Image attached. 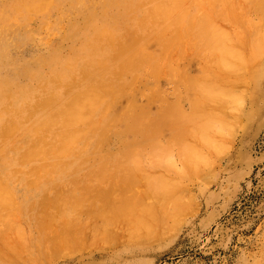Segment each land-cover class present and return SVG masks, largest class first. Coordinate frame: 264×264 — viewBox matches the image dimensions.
Wrapping results in <instances>:
<instances>
[{"label": "rangeland", "instance_id": "rangeland-1", "mask_svg": "<svg viewBox=\"0 0 264 264\" xmlns=\"http://www.w3.org/2000/svg\"><path fill=\"white\" fill-rule=\"evenodd\" d=\"M0 1V186L6 189L0 200L14 198L7 205L0 202V248L19 233L30 247L23 248V240L15 237L24 256L16 259L12 248L19 245L8 242L0 264H264V0H175L182 5L177 13L170 10L179 6L174 0V5L170 0H48L52 7L47 0L43 6L42 0ZM37 5L41 15L32 10ZM216 34L226 37L220 38L221 51L213 46L220 42ZM172 40L179 41L173 45ZM224 51L231 58L238 54V60L244 55L246 63L231 59L240 66L235 72ZM199 106L202 110L195 111ZM91 111L92 116L85 115ZM191 148L201 154L199 161ZM130 204L140 210L133 214ZM107 212L115 215V223ZM16 214L19 220L11 219ZM47 218L54 221L46 224ZM136 220L144 222L142 227L126 231ZM17 222L21 232H7ZM129 235L137 240H128Z\"/></svg>", "mask_w": 264, "mask_h": 264}, {"label": "bare ground", "instance_id": "bare-ground-1", "mask_svg": "<svg viewBox=\"0 0 264 264\" xmlns=\"http://www.w3.org/2000/svg\"><path fill=\"white\" fill-rule=\"evenodd\" d=\"M82 1H83V0H82ZM95 1H96V0H95ZM119 1H120V0H119ZM172 1H173V0H172ZM172 1L170 0V2H172ZM179 1L181 2V0H179ZM179 1H177V2H176L175 0L173 1V2H176V4L179 5V6H176V5H175V7H177V9H176L175 7H171V8H170L171 12L176 10V13H177L178 10H182V9H180V6H182V5H181L180 3L178 4ZM197 1H198V0H197ZM199 1H200V0H199ZM216 1H217V0H216ZM218 1H219V0H218ZM222 1H224V0H221V2H222ZM257 1H258V0H257ZM261 1H262V0H261ZM0 2H1V1H0ZM38 2H39V1H38ZM47 2H48V0H47ZM62 2L64 3V0H62ZM80 2H81V0H80ZM99 2H100V1H99ZM99 2H98V3H99ZM122 2H123V1H122ZM173 2H172V4H173ZM184 2H185V1H183V3H184ZM192 2H193V1H192ZM200 2H201V1H200ZM2 3H4V2H2ZM30 3L32 4V2H30ZM30 3H29L28 6H30ZM44 3H46V0L44 1ZM77 3H78V2H77ZM88 3H89V2H88ZM94 3H95V2H94ZM100 3H101V2H100ZM107 3H109V2H107ZM183 3H182V4H183ZM213 3H214V2H213ZM223 3H225V1L222 2V4H223ZM232 3H233V1H232ZM258 3L260 4V2H258ZM8 4H9V3H8ZM36 4H38V3H36ZM40 4H41V3H40ZM52 4H53V1H52ZM121 4H122V3H121ZM170 4H171V3H170ZM210 4H211V3H210ZM225 4H226V3H225ZM0 5L2 6L1 3H0ZM3 5H4V4H3ZM34 5H35V4H34ZM38 5H39V4H38ZM38 5H37L36 7L34 6L35 8H33L32 10L35 9V10H38V11H39L41 7L39 8ZM46 5H47V4H46ZM72 5H73V4H72ZM83 5H84V4H83ZM85 5H86V4H85ZM173 5H174V4H173ZM220 5H221V4H220ZM4 6H5V5H4ZM28 6H27V7H28ZM32 6H33V5H32ZM42 6H43V0H42ZM47 6H50V5H49V2H48V5H47ZM52 6H53V5H52ZM52 6H50V7H52ZM107 6H108V5H107ZM238 6H239V4H238ZM69 7H70V6H69ZM69 7H68V8H69ZM81 7H82V6H81ZM91 7H92V6H91ZM178 7H179V8H178ZM223 7H224V6H222L221 8H223ZM7 8H8V7H7ZM30 8H31V7H30ZM36 8H37V9H36ZM61 8H62V7H61ZM75 8H76V7H75ZM115 8H116V5H115ZM202 8H203V7H202ZM202 8H201V9H202ZM228 8H229V7H228ZM248 8H249V7H248ZM260 8H261V7H260ZM101 9H102V8H101ZM106 9H107V8H106ZM187 9L189 10V8H187ZM191 9H192V8H191ZM207 9H208V8H207ZM225 9H226V8H225ZM225 9H224V10H225ZM229 9H231V8H229ZM233 9H234V8H233ZM246 9H247V8H246ZM262 9H263V8H262ZM26 10H27V8H26ZM30 10H31V9H30ZM42 10H43V9H42ZM50 10H51V9H50ZM184 10H186V8H184ZM184 10H183L184 13L187 12V10H186V11H184ZM208 10H209V9H208ZM226 10H228V9H226ZM3 11H4V10H3ZM216 11H217V10H216ZM229 11H230V10H229ZM238 11H239V10H238ZM240 11H241V10H240ZM252 11H253V10H252ZM8 12H9V11H8ZM31 12H32V11H31ZM33 12H34V11H33ZM42 12H45V11L43 10ZM112 12H113V11H112ZM166 12H167V11H166ZM180 12H181V11H180ZM199 12H201V11L198 10V13H199ZM203 12H204V11H203ZM207 12H208V11H207ZM225 12H226V11H225ZM4 13H5V12H4ZM6 13H7V12H6ZM26 13H28V11H27ZM51 13H52V12H51ZM64 13H65V12H64ZM173 13H174V12H173ZM184 13H182V14H184ZM209 13H210V12H209ZM227 13H228V12H227ZM247 13H248V11H247ZM36 14H37V13H36ZM38 14H39V13H38ZM174 14H175V13H174ZM200 14H202V13H200ZM207 14H208V13H207ZM228 14H229V13H228ZM230 14H231V11H230ZM9 15H10V14H9ZM28 15H29V14H28ZM33 15H34V14H33ZM40 15H41V10H40ZM170 15H172V13H171ZM170 15H169V16H170ZM176 15H177V14H176ZM185 15H186V14H185ZM223 15H224V14H223ZM60 16H61V15H60ZM63 16H64V14H63ZM182 16H184V15H181L180 17H182ZM195 16H196V15H195ZM202 16H203V15H202ZM202 16L200 15V17H202ZM2 17H3V16H2ZM12 17H13V16H12ZM153 17H154V16H153ZM167 17H168V15H167ZM197 17H198V16H197ZM203 17H204V16H203ZM222 17H223V16H222ZM29 18H30V17H29ZM46 18H47V17H46ZM154 18H155V17H154ZM168 18H169V17H168ZM168 18H167V19H168ZM226 18H227V17H226ZM237 18H238V17H237ZM12 19H14V18H12ZM180 19H181V18H180ZM206 19H207V18H206ZM206 19L203 20V21H204L203 23L208 22V20L211 21L209 18H208L207 21H206ZM246 19H247V18H246ZM16 20H17V18H16ZM111 20H113V19H111ZM178 20H179V19H178ZM178 20H177V21H178ZM189 20H190V19H189ZM189 20H188V22H189ZM192 20H193V19H192ZM220 20H221V19H220ZM10 21H11V20H10ZM175 21H176V20H175ZM177 21H176V22H177ZM201 21H202V18H201ZM212 21H213V20H212ZM16 22H17V21H16ZM29 22H30V20H29ZM227 22H228V21H227ZM227 22H226V23H227ZM234 22H235V21H234ZM13 23H14V25H15V22H14V21H13ZM17 23H18V22H17ZM17 23H16V24H17ZM111 23H112V22H111ZM170 23H172V22H170ZM174 23H175V22H174ZM203 23H202V25H203ZM1 24H2V22H1ZM1 24H0V25H1ZM172 24H173V23H172ZM177 24H178V23H177ZM177 24H176V26H178ZM180 24H181V23H180ZM190 24H191V23L189 22V25H190ZM197 24H198V23H197ZM216 24H217V23H216ZM12 25H13V24H12ZM189 25H188V26H189ZM207 25H208V24H207ZM2 26H3V25H2ZM21 26H22V25H21ZM27 26H28V25H27ZM173 26H174V25H173ZM176 26H174V30H175V27H176ZM180 26H181V25H180ZM205 26H206V25H205ZM10 27H12V26H10ZM178 27H179V26H178ZM192 27H193V25H192ZM200 27H201V26H200ZM4 28H5V27H4ZM6 28H7V27H6ZM34 28H35V27H34ZM172 28H173V27H172ZM198 28H199V27H198ZM201 28H202V27H201ZM209 28H210V27H209ZM252 28H253V27H252ZM0 29H1V28H0ZM12 29H13V28H12ZM12 29H11V30H12ZM165 29H166V27H165ZM199 29H200V28H199ZM8 30H9V29H8ZM14 30H17V29L15 28ZM14 30H13V31H14ZM19 30H20V29H19ZM177 30H178V28H177ZM190 30H191V29H190ZM190 30H189V31H190ZM212 30H213V28H212ZM104 31H105V30H104ZM160 31H161V30H160ZM162 31H164V29H163ZM172 31H173V30H172ZM175 31H176V30H175ZM186 31H187V30H186ZM222 31H223V30H222ZM226 31H227V30H226ZM0 32H1V31H0ZM176 32H177V31H176ZM184 32H185V31H184ZM227 32H228V31H227ZM227 32H224V33H225V36H226V33H227ZM8 33H9V32H8ZM23 33H24V32H23ZM23 33H22V34H23ZM162 33H163V32H162ZM162 33H161V34H162ZM188 33H190V32H188ZM213 33L215 34L214 31H213L211 34H213ZM228 33H229V32H228ZM10 34H11V33H10ZM165 34H166V33H165ZM171 34H172V33H171ZM177 34H178V32H177ZM180 34H181V33H180ZM180 34H179L178 36H176V35H173V36H176V38H177V37H180ZM185 34H186V33H185ZM158 35H159V34H158ZM163 35H164V34H163ZM190 35H191V34H190ZM199 35H201V33H200ZM208 35H209V37L211 36L210 34H208ZM208 35H207V36H208ZM7 36H8V35H7ZM182 36H183V35H182ZM182 36H181V37H182ZM195 36L197 37V35H195ZM204 36H205V35H204ZM213 36H214V38L216 39L219 35L217 36V34H216V35H213ZM227 36H228V35H227ZM31 37H32V35H31ZM153 37H154V36H153ZM185 37H186V36H185ZM189 37H190V36H189ZM196 37H195V38H196ZM154 38H156V37H154ZM157 38H158V37H157ZM174 38H175V37H174ZM174 38H172V39H174ZM183 38H184V37H183ZM186 38H187V37H186ZM195 38H194V40H195ZM200 38H201V36H200ZM206 38H207V37H206ZM210 38H211V37H210ZM210 38H209V39H210ZM220 38H223V37H222V36L218 37V39L220 40V42H218L217 45H213V44H211V45L208 44V45H210V47H212V45L215 46L214 49H217V46H218V48H219V45H221V42H222V44H224L223 41H221L222 39H220ZM225 38H226V37H225ZM225 38H223V39L226 40ZM160 39H161V38H160ZM168 39H169V38H168ZM177 39H178V38H177ZM207 39H208V38H207ZM263 39H264V38H263ZM6 40H7V38H6ZM148 40H151V39H148ZM153 40H154V39H153ZM170 40H171V38L169 39V42H170ZM180 40L182 41L183 39H180ZM194 40H193V41H194ZM211 40H214V39L212 38ZM211 40H210V42H212ZM228 40H229V39H228ZM176 41L178 42L179 40H176ZM176 41H173V40H172V41H171V44H172V42H173V45H174V42H176ZM196 41H197V40H196ZM201 41H202V40H201ZM216 41H218V40H216ZM216 41H215L214 43H216ZM16 42H17V41H16ZM136 42H137V41H136ZM147 42L149 43L150 41H147ZM157 42H158V41H157ZM198 42H200V40H199ZM204 42H205V41H204ZM204 42H203V43H204ZM239 42H240V41H239ZM148 43H147V45H148ZM206 43H207V42H206ZM4 44H5V42H4ZM15 44H16V43H15ZM140 44H141V43H140ZM169 44H170V43H169ZM169 44H168V45H169ZM175 44H177V43H175ZM184 44H185V43H184ZM189 44H190V43H189ZM189 44H188V45H189ZM240 44H241V43H240ZM7 45L9 46V44H6L5 46H7ZM12 45H14V44H12ZM145 45H146V44H145ZM168 45H167V46H168ZM5 46H4V47H5ZM167 46H166V47H167ZM171 46H172V45H171ZM184 46H185V45H184ZM184 46H183V47H184ZM194 46H195V45H194ZM221 46H222V48L224 47V45H221ZM145 47H146V46H145ZM162 47H163V46H162ZM166 47H165V48H166ZM174 47H175V46H174ZM181 47H182V46H181ZM181 47H180V49H181ZM210 47H209V48H210ZM8 48H9V47H8ZM17 48H18V47H17ZM139 48H140V47H139ZM146 48H148V47H146ZM175 48H176V47H175ZM201 48H202V47H201ZM225 48H226V51H227L228 53H230V51H228V50H230V49H228L229 47H228V48L225 47ZM185 49H186V48H185ZM188 49H189V48H188ZM195 49H196V47H195ZM199 49H200V48H199ZM223 49H224V48H223ZM227 49H228V50H227ZM8 50H9V49H8ZM141 50H143V49H141ZM181 50H182V49H181ZM190 50H191V49H190ZM18 51H19V50H18ZM138 51H139V50H138ZM163 51H164V50H163ZM166 51H167V50H166ZM184 51H186V50H184ZM196 51H197V49H196ZM219 51H221L220 48H219ZM219 51H218V52H219ZM222 51H223V50H222ZM234 51H235V50H234ZM1 52H2V50H1ZM5 52H6V50H5ZM139 52H140V51H139ZM139 52H137V53L139 54ZM147 52H148V51H147ZM160 52H161V51H160ZM168 52H169V51H167V53H168ZM190 52H191V51H190ZM224 52H225V51H224ZM195 53H196V52H195ZM198 53H199V52H198ZM216 53H217V52H216ZM221 53H223V52H221ZM231 53L233 54L234 52L232 51ZM235 53H237V52L235 51ZM235 53H234V54H235ZM165 54H166V53H165ZM178 54H179V53H178ZM210 54H211V52H210ZM225 54H226V52H225ZM225 54H222V55L219 54L218 57L221 56L220 58H222V56L225 55ZM241 54H243V53H241ZM241 54L239 55L240 58H241ZM244 54H245V53H244ZM2 55H3V54H2ZM171 55H172V54H171ZM179 55H180V54H179ZM179 55H178V56H179ZM196 55H197V53H196ZM228 55H230V54H226V55L224 56L226 59L229 57V59H227V60H230V61H228L227 65H228V64H230V65H231V64L234 65V66H235V72H236V69L239 68L240 66L238 67L237 63H234V61L232 62L231 59L234 60V58H235V61L238 60V59H237V58H239V57H238V54H236V55H237V58H236V56H235V57L233 56V58H231V55H230V56H228ZM261 55H262V54H261ZM144 56H146V55H144ZM159 56H160V55H159ZM165 56H167V54H166ZM205 56H206V55H205ZM226 56H227V57H226ZM243 56H244V55H242V58H243ZM259 56H260V55H259ZM0 57H1V56H0ZM171 57H172V56H171ZM208 57H209V56H208ZM242 58H241V60H242ZM196 59H197V58H196ZM208 59H209V58H208ZM226 59H225L224 61H226ZM132 60H133V59H132ZM132 60H131V61H132ZM204 60H205V59H204ZM209 60H210V59H209ZM218 60H219V62L221 61L219 58L217 59V61H218ZM222 60H223V59H222ZM241 60H238V61H240V62H245V63H246V61H244L245 58H244L243 61H241ZM217 61H214V60H213V61H211V62L215 63V62H217ZM238 61H237V62H238ZM221 62H222V61H221ZM226 62H227V61H226ZM229 62H231V63H229ZM131 63H132V62H131ZM217 63H218V62H217ZM219 64H220V63H219ZM242 64H243V63H242ZM250 64H251V63H250ZM215 65H216V64H215ZM239 65H240V63H239ZM244 65H245V64H244ZM125 66H126V65H125ZM211 66H212V65H210V67H211ZM218 66H219V65H218ZM221 66L224 67V66H225V63H224L223 65L221 64ZM128 67H129V64H128ZM146 67H147V66H146ZM229 67H230V66H228V67H226V68L228 69ZM247 67H248V66H247ZM211 68H212V67H211ZM217 68H218V67H217ZM219 68H220V67H219ZM230 68H231V67H230ZM230 68H229V69H230ZM119 69H120V68H119ZM123 69H124V68H122V70H123ZM203 69H204V68H203ZM224 69H225V67H224ZM244 69H245V67H244ZM148 70H149V69H148ZM220 70H221V69H220ZM225 70H226V69H225ZM230 70H234L233 66H232V69H230ZM120 71H121V70H120ZM227 72H228V71H227ZM229 72H230V71H229ZM238 72H239V70H238ZM148 74H149V73H148ZM237 74H239V75L241 76V73H237ZM245 74H246V73H245ZM234 75H236V74H234ZM186 76H187V75H186ZM188 77H189V76H188ZM233 77H234V76H233ZM236 77H237V76H236ZM134 78H135V77H134ZM244 78H245V77H244ZM133 80H134V79H133ZM226 80H227V79H226ZM232 80H233V79H232ZM198 81H199V80H198ZM230 81H231V80H230ZM180 82H181V81H180ZM193 82H194V80H193ZM201 82H202V81H201ZM134 83H135V82H134ZM181 83L183 84V82H181ZM203 83H204V82H203ZM208 83H209V82H208ZM210 83H211V82H210ZM230 83H231V82H230ZM135 84H136V83H135ZM201 84H202V83H201ZM213 84H214V83H213ZM202 85H204V84H202ZM206 85H207V84H206ZM206 85H205V86H206ZM208 85H209V84H208ZM228 85H229V84H228ZM209 86L212 87L211 84H210ZM215 86H216V85H215ZM201 87H202V86H201ZM203 87H204V86H203ZM203 87H202V88H203ZM211 87H210V88H211ZM216 87H217V86H216ZM199 88H200V87H199ZM199 88H198V89H199ZM202 88H201V89H202ZM204 89H205V88H204ZM206 89H207V87H206ZM212 89H213V88H212ZM216 89H217V88H216ZM216 89H215V90H212V91H216ZM208 90H209V89H208ZM224 90H225V89H224ZM229 90H230V89H229ZM235 90H236V89H235ZM92 91H93V90H92ZM202 91H203V89H202ZM219 91H220V90H219ZM227 91H228V90H225V92H227ZM232 91H233V90H232ZM242 91H243V90H242ZM242 91H241V93H244V92H242ZM245 91H246V90H245ZM89 92H90V91H89ZM203 92H204V91H203ZM209 92L212 93L211 91H209ZM216 92H217V91H216ZM233 92H234V91H233ZM236 92H238V91L236 90ZM200 93H201V92H200ZM205 93H206V92H205ZM220 93H221V91H220ZM220 93H219V95H220ZM230 93H232V92L230 91ZM93 94H94V93H93ZM208 94H209V93H208ZM225 94H226V93H225ZM228 94H229V91H228ZM236 94H238V93H236ZM200 95H201V94H200ZM202 95H203V93H202ZM211 95H212V94H211ZM91 96H92V95H91ZM91 96H90V98H91ZM97 96H98V95H97ZM204 96H205V95H204ZM208 96H209V95H208ZM208 96H207V97H208ZM209 97H211V96H209ZM209 97H208V98H209ZM214 97H215V96H214ZM229 97H230V96H229ZM233 97H234V96H233ZM238 97H239V96H238ZM245 97H246V95H245ZM90 98H89V99H90ZM195 98H197V97H195ZM201 98H202V97H201ZM201 98H200V99H201ZM203 98H204V97H203ZM212 98H213V96H212ZM212 98H211V99H212ZM223 98H224V97H223ZM241 98H244V97H243V94H242V97H241ZM91 99H92V98H91ZM190 99H191V98H190ZM209 99H210V98H209ZM209 99H208V100H209ZM214 99H215V98H214ZM229 99H230V98H229ZM238 99H239V98H238ZM195 100H196V99H195ZM202 100H204V99H202ZM217 100H218V99H217ZM224 100H225V98H224ZM226 100H227V99H226ZM236 100H237V99H236ZM239 100H240V99H239ZM93 101H94V99H93ZM93 101H92V102H93ZM128 101H130V100H128ZM192 101H194V100L192 99V100H191V103H192ZM199 101H200V100H199ZM206 101H207V100H206ZM227 101H228V100H227ZM231 101H232V100H231ZM240 101H241V100H240ZM244 101H245V100H244ZM244 101H242V102L244 103ZM87 102H88V101H87ZM94 102H95V101H94ZM201 102H202V103H205V102H203V101H201ZM207 102H209V101H207ZM214 102H215V101H214ZM217 102H221V101H217ZM228 102H229V101H228ZM233 102H234V101H233ZM237 102H239V101H237ZM242 102H241V103H242ZM127 103H128V102H127ZM127 103H125V104H127ZM179 103H180V102H179ZM198 103H199V102H198ZM198 103H197V104H198ZM212 103H213V102H212ZM212 103L210 102V104H212ZM226 103H227V102H226ZM241 103H240V104H241ZM92 104H95V103H92ZM195 104H196V103H195ZM213 104H214V103H213ZM217 104H218V103H217ZM81 105H82V104H81ZM81 105H80V108H81ZM83 105H85V103H84ZM89 105H90V103H89ZM97 105H98V104H97ZM110 105H111V103H110ZM117 105H118V104H117ZM192 105H193V103H192ZM229 105L231 106V104H229ZM232 105H234V103H233ZM126 106H127V105H126ZM201 106H202V104H201ZM209 106H210V105H209ZM224 106H225V105H224ZM234 106H235V105H234ZM88 107H89V106H88ZM107 107H108V106H107ZM130 107H132V106H130ZM192 107H193V106H192ZM194 107L196 108V105H194ZM199 107H200V106H199ZM199 107H198V108H199ZM204 107H205V105H204ZM236 107H237V105H236ZM82 108H87V107H85V106L83 107V106H82ZM90 108H91V107H90ZM90 108H88V109H90ZM93 108L95 109V107H93ZM93 108H91V110H92ZM123 108H124V107H123ZM198 108H197L196 110H195V109H192V110H195V111H197V110H200V111H201V110H202L201 107H200L199 109H198ZM211 108H212V107H211ZM233 108L235 109V107H233ZM240 108H241V107H240ZM78 109H79V108H78ZM237 109H238V108H237ZM82 110H83V109H82ZM82 110H81V112H83ZM124 110H125V108H124ZM192 110H191V111H192ZM204 110H205V109H204ZM211 110H212V109H211ZM226 110H228V109H226ZM229 110H230V109H229ZM231 111H232V110H231ZM205 112H207V111H205ZM217 112H218V111H217ZM88 113H89V114H85V115L88 116V115L92 114V111H91V113H90V112H88ZM106 113H107V112H106ZM196 113H197V112H196ZM196 113H194V114H196ZM207 113H208V112H207ZM219 113H220V112H219ZM219 113H218V114H219ZM229 113H230V111H229ZM120 114H121V113H120ZM128 114H130V113H128ZM194 114H192V116H193ZM197 114L199 115L200 113H197ZM201 114H203V113H201ZM205 114H206V113H205ZM212 114H213V113H212ZM218 114H217V116L219 117ZM81 115H82V114H81ZM85 115H84V116H85ZM190 115H191V113H190ZM203 115H204V114H203ZM237 115H238V114H237ZM87 116H86V117H87ZM90 116H92V115H90ZM143 116H144V115H143ZM143 116H142V118H143ZM181 116L183 117L184 115H181ZM181 116H180V117H181ZM194 116H195V115H194ZM194 116H193V117H194ZM199 116H200V115H199ZM204 116H205V115H204ZM206 116H207V115H206ZM206 116H205V117H206ZM208 116H209V115H208ZM215 116H216V115H215ZM221 116H222V115H221ZM196 117H197V115H196ZM200 117H201V116H200ZM88 118H89V117H88ZM115 118H117V117H115ZM142 118H140V119H142ZM185 118H187V115H186ZM198 118H199V117H198ZM214 118H215V117H214ZM214 118H212V119H214ZM219 118H220V117H219ZM86 119H87V118H86ZM143 119L145 120V118H143ZM180 119H182V118H180ZM180 119H179V120H180ZM203 119H204V118H203ZM223 119H224V118H223ZM114 120L116 121V119H114ZM117 120H118V119H117ZM144 120H143V121H144ZM198 120H200V119H198ZM201 120H202V119H201ZM201 120L198 121V123H200ZM140 121H141V120H140ZM185 121H186V120H185ZM185 121H183V123H184ZM188 121H189V120H188ZM203 121H204V120H202V122H203ZM205 121H206V119H205ZM207 121H208V120H207ZM214 121H215V120H214ZM227 121L232 122L231 119H230V120H227ZM80 122H81V121H80ZM125 122H126V121H125ZM146 122H147V121H146ZM181 122H182V121H181ZM190 122H191V121H190ZM209 122L211 123V121H209ZM216 122H217V121H216ZM222 122H223V121H222ZM112 123H114V122H112ZM119 123H120V121H119ZM138 123H139V122H138ZM138 123H137V126H136V127H138V125H139ZM187 123H188V122H187ZM204 123H206V122H204ZM218 123H220V122H218ZM142 124H143V122H142ZM97 125H98V124H97ZM97 125H96V126H97ZM112 125H113V124H112ZM135 125H136V124H135ZM199 125H200V124H199ZM199 125H198V126H199ZM201 125H202V124H201ZM139 126H141V125H139ZM196 126H197V125H196ZM162 127H163V126H162ZM171 127H172V126H171ZM193 127H194V125H193ZM206 127H207V125H206ZM212 127H213V126H212ZM218 127H219V126H218ZM134 128H135V127H134ZM163 128H164V127H163ZM172 128H173V127H172ZM198 128H199V127H198ZM200 128H201V127H200ZM203 128H204V127H203ZM227 128H228V127H227ZM231 128H232V127H231ZM231 128H230V129H231ZM136 129H137V128H136ZM146 129H147V128H146ZM159 129H160V128H159ZM188 129H189V128H188ZM206 129H207V128H206ZM228 129H229V128H228ZM196 130H197V129H196ZM223 130H224V129H223ZM80 131H81V134H82V130H80ZM80 131L78 130L77 133H79ZM89 131H90V129H89ZM102 131H103V130H102ZM157 131H158V130H157ZM184 131H185V130H184ZM186 131H188L187 128H186ZM199 131H200V130H199ZM201 131H202V130H201ZM208 131H209V130H208ZM195 132H196V131H195ZM195 132H194V133H195ZM221 132H222V131H221ZM230 132H231V131H230ZM61 133H62V131H61ZM70 133H72V132H70ZM73 133H74V132H73ZM77 133H76V134H77ZM132 133H133V132H132ZM163 133H164V132H163ZM186 133H187V132H186ZM189 133H190V132H189ZM211 133H213V132H211ZM211 133H210V135H211ZM231 133H232V132H231ZM81 134H80V135H81ZM160 134H161V132H160ZM182 134H183V133H182ZM190 134H191V133H190ZM190 134H189V136H190ZM195 134H196V133H195ZM204 134H205V133H204ZM204 134H202L201 136H203ZM217 134H218V133H217ZM223 134H224V133H223ZM58 135H59V134H58ZM78 135H79V134H78ZM187 135H188V133H187ZM199 135H200V134H199ZM199 135H198V136H199ZM214 135H215V134H214ZM228 135H229V134H228ZM59 136H60V135H59ZM63 136H64V135H63ZM74 136H75V135H74ZM76 136H77V135H76ZM134 136H135V135H134ZM184 136H185V134H184ZM184 136L182 135V137H184ZM201 136H200V137H201ZM207 136H209V135H207ZM223 136H224V135H223ZM230 136H232V135H230ZM69 137H70V135H69ZM69 137H68V138H69ZM182 137H181V135H180V138H182ZM200 137H199V138H200ZM205 137H206V136H204V139H205V142H206V140H208V137H207V138H205ZM218 137H219V136H218ZM76 138H78V136H77V137H74L75 140H76ZM185 138H186V137H185ZM224 138H225V137H224ZM66 139H67V137H66ZM183 139H184V138H183ZM190 139H191V137H190ZM190 139H189V140H190ZM201 139H202V138H201ZM204 139H203V141H204ZM67 140H68V139H67ZM75 140H74V141H75ZM61 141H62V140H61ZM65 141H66V140H65ZM159 141H160V140H159ZM172 141H173V140H172ZM191 141H192V140H191ZM191 141H190V142H191ZM211 141H212V140H211ZM215 141H216V140H215ZM44 142H45V141H44ZM70 142H72V141H70ZM70 142H69V144H71ZM183 142H184V141H183ZM72 143H73V142H72ZM74 143H76V142H74ZM187 143H188V141H187ZM193 143H194V142H192L191 144H193ZM201 143H202V142H201ZM206 143H207V142H206ZM208 143H209V141H208ZM212 143H213V141H212ZM215 143H218V142H215ZM45 144H46V143H45ZM67 144H68V143H67ZM69 144H68V145H69ZM154 144H156V143H154ZM158 144H159V143H158ZM176 144H177V143H176ZM197 144H198V142H197ZM197 144H196V145H197ZM220 144H221V143H220ZM71 145H72V144H71ZM193 145H194V144H193ZM217 145H218V144H217ZM221 145H222V144H221ZM115 146H116V145H115ZM177 146H178V145H177ZM186 146H187V145H186ZM189 146H190V145H189ZM189 146H187L186 150L188 149ZM191 146H192V145H191ZM194 146H195V145H194ZM200 146H201V145H200ZM204 146H205V145H204ZM212 146H213V144H212ZM219 146H220V145H219ZM68 147H69V146H68ZM157 147H158V146H157ZM196 147H198V146H196ZM210 147H211V146H210ZM221 147H224V145L221 146ZM221 147H220V148H221ZM70 148H71V147H70ZM192 148H193V147H192ZM192 148H191V150H189V151H192V153H193L194 155H196V157L194 158V156L192 155V156H193L192 159L190 158V156L187 157V158H190L191 160H193V158H194V159H196V161H199L198 159H200V155H201V154H199V156H197V154H196L197 150H195V153H194L193 150H192ZM217 148H219V147L217 146ZM38 149H40V148H38ZM60 149H62V147H61ZM157 149H158V148H157ZM163 149H164V148H163ZM168 149H169V148H168ZM171 149H172V148H171ZM196 149H197V148H196ZM224 149H225V148H224ZM40 150H41V149H40ZM140 150H141V149H140ZM181 150H182V149H181ZM199 150H200V148H199ZM206 150H208V149H206ZM219 150H222V149H219ZM132 151H133V150H132ZM137 151H138V150H137ZM154 151H155V150H154ZM174 151H175V150H174ZM183 151H184V150H183ZM134 152H135V151H134ZM221 152H222V151H221ZM221 152H219V153H221ZM60 153H63V152L61 151ZM166 153H168V152H166ZM189 153H190V152H189ZM189 153H188V154H189ZM192 153H191V154H192ZM197 153H198V152H197ZM199 153H200V152H199ZM217 153H218V152H217ZM219 153H218V154H219ZM41 154H42V153H41ZM133 154H134V153H133ZM133 154H132V155H133ZM206 154H207V153H206ZM31 155H32V154H31ZM67 155H68V154H67ZM132 155H131V156H132ZM151 155H152V154H151ZM164 155H165V153H164ZM164 155H163V156H164ZM189 155H190V154H189ZM37 156H38V154H37ZM126 156H127V155H126ZM131 156H130V157H131ZM216 156H217V155H216ZM25 157H26V156H25ZM28 157H29V156H28ZM134 157H135V156H134ZM136 157H137V155H136ZM155 157H156V154H155ZM164 157H165V156H164ZM206 157H207V156H206ZM159 158H160V157H159ZM128 159H129V158H128ZM128 159H127V160H128ZM150 159H151V158H150ZM185 159H186V157H185ZM127 160H126V162H127ZM157 160H159V159H157ZM157 160H156V161H157ZM153 161H154V160H153ZM159 161H160V160H159ZM168 161H169V160H168ZM26 162H27V160H26ZM126 162H125V163H126ZM128 162H129V161H128ZM182 162H183V160H182ZM206 162H207V161H206ZM121 163H122V162H121ZM130 163H132V162H130ZM153 163H154V162H153ZM164 163H165V162H164ZM164 163H162V164H164ZM166 163H167V162H166ZM194 163H195V160H194ZM127 164H128V163H127ZM156 164H157V163H156ZM160 164H161V163H160ZM181 164H182V163H181ZM183 164H184V163H183ZM188 164H189V163H188ZM33 165H34V164H33ZM35 165H36V164H35ZM53 165H54V164H53ZM201 165H202V164H201ZM203 165H204V164H203ZM211 165H212V164H211ZM119 166H120V165H119ZM119 166H118V167H119ZM135 166H136V165H135ZM138 166H139V165H138ZM192 166H193V164H192ZM199 166H200V164H199ZM212 166H213V165H212ZM45 167H46V166H45ZM106 167H107V166H106ZM158 167H159V166H158ZM161 167H162V166H161ZM164 167H165V166H164ZM164 167H163V168H164ZM206 167H207V166H206ZM3 168H4V167H3ZM43 168H44V166H43ZM112 168H113V167H112ZM120 168H121V167H120ZM125 168H129V167H125ZM133 168H134V166H133ZM138 168H140V167H138ZM142 168H143V167H142ZM165 168H167V167H165ZM186 168H187V167H186ZM199 168H200V167H199ZM44 169H46V168H44ZM134 169H135V168H134ZM136 169H137V168H136ZM190 169H191V168H189L188 170H190ZM197 169H198V168H197ZM36 170H37V169H36ZM109 170H110V169H109ZM125 170H126V169H125ZM127 170H128V169H127ZM139 170H141V169H138V171H139ZM160 170H161V169H160ZM165 170H166V169H165ZM165 170H164V171H165ZM174 170H175V169H174ZM10 171H11V170H10ZM42 171H43V170H42ZM122 171H123V170H122ZM132 171H133V170H131V172H132ZM138 171H137V172H138ZM142 171H143V170H142ZM182 171H183V170H182ZM197 171L199 172V170H197ZM197 171H196V172H197ZM8 172H9V170H8ZM11 172H12V171H11ZM37 172H38V171H37ZM37 172L35 171V173H37ZM129 172H130V170H129ZM139 172H140V171H139ZM145 172H146V171H145ZM192 172H193V170H192ZM198 172H197V173H198ZM45 173H46V172H45ZM193 173H194V172H193ZM7 174H8V173H7ZM113 174H114V173H113ZM128 174H129V173H128ZM130 174H132V173H130ZM130 174H129V175H130ZM143 174H144V173H142V175H143ZM146 174H147V173H146ZM157 174H158V173H157ZM157 174H156V175H157ZM160 174L163 175L162 173H160ZM195 174H196V173H195ZM8 175H9V174H8ZM11 175H12V173H11ZM36 175H37V174H36ZM124 175H125V174H124ZM133 175H134V174H133ZM133 175H132V176H133ZM136 175H137V174H136ZM142 175H141V176H142ZM153 175H154V174H153ZM153 175H152V176H153ZM196 175H197V174H196ZM3 176H4V175H3ZM113 176H114V175H113ZM130 176H131V175H130ZM134 176H135V175H134ZM139 176H140V175H139ZM144 176H145V175H144ZM147 176H148V175H147ZM5 177H6V175H5ZM5 177H4V178H5ZM10 177H12V176H10ZM128 177H129V176H128ZM142 177H143V176H142ZM161 177H162V176H161ZM103 178H105V177H103ZM106 178H107V177H106ZM108 178H109V177H108ZM131 178H132V177H131ZM135 178H136V177H135ZM147 178H148V177H147ZM159 178H160V176H159ZM110 179H111V178H110ZM142 179H143V178H142ZM171 179H172V178H171ZM3 180H4V179H3ZM3 180H2V181H3ZM96 180H97V179H96ZM131 180L133 181V179H131ZM131 180H130V181H131ZM137 180H138V179H137ZM152 180H155V179H152ZM157 180H158V179H157ZM179 180H180V179H179ZM101 181H102V180H101ZM130 181H129V182H130ZM146 181H147V179H146ZM34 182H35V181H34ZM110 182H111V181H110ZM119 182H120V181H119ZM126 182H127V180H126ZM129 182H127V183H129ZM147 182H148V181H147ZM151 182H152V184H153V181H151ZM151 182H150V183H151ZM164 182H165V181H164ZM0 183H1V181H0ZM12 183H13V182H12ZM12 183H11V185H12ZM114 183H116V181H115ZM168 183H169V182H168ZM176 183H177V182H175V184H176ZM100 184H101V183H100ZM100 184H98V185H100ZM103 184H104V183H103ZM177 184H179V183H177ZM177 184H176V185H177ZM0 185H1V184H0ZM91 185H92V184H91ZM110 185H112V183H111ZM113 185H114V184H113ZM117 185H118V184H117ZM156 185H157V184H156ZM172 185H174V184H172ZM172 185H171V188H172V190H173V189H175V188H174ZM7 186H8V185H7ZM13 186H14V185H13ZM13 186H12V188H13ZM120 186H121V185H120ZM0 187H2V186H0ZM112 187H114V186H112ZM130 187H131V186H130ZM162 187H163V186H162ZM4 188H5V186H4ZM4 188L2 187V188H0V189L4 190ZM10 188H11V187H10ZM14 188H15V187H14ZM103 188H104V187H103ZM151 188H152V187H151ZM158 188H159V187H158ZM95 189H96V186H95ZM95 189H94V190H95ZM97 189H99V187H98ZM97 189H96V191H97ZM126 189H127V188H126ZM2 190H0L1 193H3V192L6 193V189H5L4 191H2ZM100 190H101V189H100ZM113 190L115 191V189H113ZM149 190H150V189H149ZM153 190H154V189H153ZM159 190H162V189H159ZM159 190H158V192H159ZM163 190H164V189H163ZM172 190H171V191H172ZM8 191H9V190H8ZM60 191H61V190H60ZM62 191H63V190H62ZM109 191H110V190H109ZM58 192H59V191H58ZM85 192H86V191H85ZM164 192H165V191H164ZM166 192H167V191H166ZM174 192H176V191H174ZM1 193H0V194H1ZM4 193L1 194V195L5 196ZM55 193H56V192H55ZM96 193H97V192H95V194H96ZM112 193H113V192H112ZM161 193H163V192L161 191ZM60 194H61V193H60ZM80 194H81V193H80ZM92 194H93V193H92ZM99 194H100V193H99V191H98V195H99ZM108 194H110V193H108ZM153 194H154V193H153ZM166 194H167V193H166ZM63 195H64V193H63ZM124 195H125V194H123V196H124ZM149 195H151V194H149ZM160 195H161V194H160ZM162 195H163V194H162ZM178 195H179V194H178ZM6 196H10V194L7 193ZM15 196H16V195H15ZM75 196H76V195H75ZM102 196H103V195H102ZM104 196H105V195H104ZM106 196H107V195H106ZM111 196H112V195H111ZM165 196H166V195H165ZM176 196H177V195H176ZM76 197H77V196H76ZM78 197H79V196H78ZM78 197H77V199H78ZM125 197L127 198V196H125ZM167 197H168V196H167ZM171 197H172V196H171ZM174 197H175V196H174ZM0 198H2V197H0ZM68 198H69V197H68ZM81 198H82V197H81ZM136 198H137V197H136ZM141 198H142V197H141ZM184 198H185V197H184ZM8 199H9V198H8ZM8 199H5L4 201H1V200H0V202H1L2 204H3V202H4V204H6L5 202H6V200H8ZM10 199H12V200H10V201L8 200V202L11 203V202L13 201L14 198H12V196H11ZM57 199H58V198H57ZM185 199L187 200V197H186ZM185 199H184V200H185ZM66 200H68L67 202L70 201L69 199H66ZM85 200H86V199H85ZM97 200H98V199H97ZM101 200H102V199H101ZM136 200H137V199H136ZM166 200H167V199H166ZM186 200L184 201V204L186 203ZM59 201H60V200H59ZM61 201H62V199H61ZM74 201H75V200H74ZM116 201H117V200H116ZM129 201H130V200H129ZM146 201H147V200H146ZM179 201H180V200H179ZM179 201H176V202H179ZM50 202H51V201H50ZM50 202H49V203H50ZM106 202H107V201H106ZM122 202L124 203V201H122ZM122 202H121V203H122ZM147 202H148V201H147ZM147 202H146V203H147ZM161 202H163V201H161ZM166 202H167V201H166ZM1 203H0V204H1ZM16 203H18V202L16 201ZM102 203H103V202H102ZM115 203H116V202H115ZM119 203H120V202H119ZM121 203H120V204H121ZM123 203H122V205H123ZM146 203L143 202L142 205L145 204L144 206H147ZM179 203L181 204L182 201L179 202ZM179 203H177V204H179ZM4 204H3V205H4ZM87 204H88V203H87ZM103 204H104V203H103ZM103 204H102V205H103ZM106 204H107V203H106ZM131 204H132V203H131ZM131 204L128 206V208L130 207V209H131L132 206H133V205L131 206ZM161 204H162V203H160V205H161ZM173 204H176V203H173ZM180 204H179V206H180ZM186 204H187V203H186ZM3 205H2V206H3ZM6 205H7V204H6ZM12 205H13V204H12ZM63 205H65V204H63ZM104 205H105V204H104ZM116 205H117V203H116ZM125 205H126V203H125ZM127 205H128V204H127ZM137 205H138V204H137ZM167 205H168V204H167ZM181 205H182V204H181ZM2 206L0 205V207H2ZM18 206H19V205H18ZM100 206H101V205H100ZM111 206H112V205H111ZM114 206H115V205H114ZM120 206H121V205H119V207H120ZM135 206H136V203H135ZM135 206H134V207H135ZM138 206H139V205H138ZM172 206H173V205H172ZM174 206H175V205H174ZM184 206H186V205H184ZM14 207H15V206H14ZM58 207H59V206H58ZM80 207H81V206H80ZM126 207H127V206H126ZM140 207H141V205L139 206V208H140ZM3 208H4V210H5L6 206H4ZM7 208H8V206H7ZM7 208H6V209H7ZM11 208H12V207H10V209H11ZM64 208H65V207H64ZM114 208H115V207H114ZM114 208L111 207V209H114ZM136 208H138V207H136ZM172 208H173V209H172V211H173V210H174V207H172ZM12 209H13V208H12ZM58 209H59V208H58ZM120 209H121V208H120ZM125 209H127V208H125ZM130 209H128V211H129ZM141 209H142V208H141ZM143 209H145V208H143ZM147 209H148V208H147ZM175 209H176V207H175ZM179 209H180V208H179ZM185 209H186V208H185ZM0 210H1V212L3 211L2 209H0ZM7 210L9 211V208H8ZM14 210H15V209H13L12 212L9 211V213H10V214H11V213L13 214V212L16 213V211H14ZM16 210H17V209H16ZM52 210H53V209H52ZM118 210H119V209H118ZM131 210H132V209H131ZM131 210H130V214H131ZM136 210H140V209H133V210H132V211H133V214H134V211L137 212ZM181 210H184V209L181 208ZM62 211H63V210H62ZM76 211H77V210H76ZM103 211H104V210H103ZM106 211H107V210H106ZM106 211H105V213H106ZM108 211H109V210H108ZM116 211H117V209H116ZM125 211H126V210H125ZM177 211H178V210H177ZM1 212H0V213H1ZM17 212H18V211H17ZM50 212H52V211H50ZM53 212H54V211H53ZM81 212H82V211H81ZM112 212H114V211L112 210ZM126 212H127V211H126ZM126 212H124V213H126ZM143 212H144V211H143ZM145 212H146V211H145ZM181 212H183V214H184L185 210H184V211H181ZM9 213H8V214H9ZM55 213H56V212H54V213H52V214H55ZM103 213H104V212H103ZM107 213H108V212H107ZM110 213H111V212H110ZM110 213H108V215H109ZM127 213H128V212H127ZM45 214H46V213H45ZM112 214L114 215V213H112ZM115 214H116V213H115ZM119 214H120V216H119ZM130 214H129V215H130ZM133 214H132V215H133ZM136 214H137V213H136ZM138 214H139V212H138ZM149 214L151 215V212H150ZM162 214H163V213H162ZM6 215H7V214H6ZM13 215H14V214H13ZM16 215H17V216H14L15 218L12 217L11 219H16V217H17V219L19 220L18 214H16ZM49 215H50V214H49ZM117 215H118L119 218H121V217L124 218V215L122 216L120 212H118ZM117 215H116V216H117ZM126 215H127V214H126ZM140 215H141V214H140ZM150 215L147 216L149 219H150ZM181 215H182V214H181ZM181 215H180V216H181ZM3 216H5V215H3ZM47 216H48V215H46V217H47ZM101 216H103V215H101ZM109 216H110V219H111V217H112L111 214H110ZM135 216H136V215H135ZM135 216H134V217H135ZM153 216H154V215H153ZM155 216H157V215L155 214ZM176 216H177V215H176ZM43 217H44V216H43ZM103 217H105V216H103ZM103 217H102V219H103ZM118 217H117V218H118ZM126 217H127V216H126ZM147 217H146V218H147ZM157 217H158V216H157ZM166 217H167V216H166ZM9 218H10V217L6 218V220L8 221ZM112 218H113V217H112ZM117 218H116V219H117ZM127 218H128V217H127ZM137 218H138V217H137ZM142 218H143V217H142ZM142 218H141V221H143ZM153 218H155V217H153ZM158 218H159V217H158ZM158 218H155V222L157 221ZM11 219L9 220V222L11 221ZM17 219H16V220H17ZM114 219H115V215H114L113 220H114ZM129 219H130V217H129ZM134 219H135V218H134ZM166 219L169 220L168 218H166ZM166 219H165V220H166ZM170 219H171V218H170ZM16 220H15V222H16ZM48 220H49V219L47 218V220L45 221L46 224L48 223ZM144 220H145V219H144ZM159 220H160V219H159ZM176 220H177V219H176ZM0 221H2L1 217H0ZM3 221H4V219H3ZM3 221H2V222H3ZM7 221H6V222H7ZM13 221H14V220H13ZM52 221H54V219H53ZM52 221L49 220V222H52ZM115 221H117V220H115ZM119 221H120V219H119ZM119 221H118V222H119ZM126 221H127V220H126ZM138 221H140V220H138ZM138 221H137V220H136V221H129V227H128L129 229H125V230L128 231V230H132V229L134 228V230L136 231L135 228L137 227V225H135V224H139V225H140V224L144 223V222L140 223V222H138ZM145 221H146V220H145ZM147 221H148V220H147ZM150 221H151V220H150ZM41 222H42V221H41ZM111 222H112V223H115V222L112 221V219H111ZM123 222H124V220H123ZM151 222H152V221H151ZM153 222H154V220H153ZM155 222H154V223H155ZM157 222H158V221H157ZM159 222H160V221H159ZM159 222H158V223H159ZM174 222H175V221H174ZM174 222H173V223H174ZM13 223H14V222H13ZM66 223H67V222H66ZM132 223H133V224H132ZM160 223H161V222H160ZM178 223H179V222H178ZM178 223H176V224H178ZM2 224H3V223H2ZM11 224H12V223H11ZM16 224L18 225L19 223L17 222V223H15V225L13 224L12 227H11V225H10V228H11V229H10V230H7V232L12 231V230H13L12 232H14L15 230H14L13 228H15V226H17ZM161 224H162V223H161ZM166 224H167V223H165V226H166V227H167L168 225H169V226L171 225V224H169V223H168L167 225H166ZM0 225H1V224H0ZM19 225H20V224H19ZM127 225H128V224H127ZM127 225H126V226H127ZM132 225H133V226H132ZM134 225H135V226H134ZM139 225H138V226H139ZM143 225H145V224H143ZM147 225H148V224H147ZM152 225H153V224H152ZM6 226H7V225H4V227H6ZM48 226H49V225H48ZM20 227H21V226H18V228H17V229L15 228V229H16L17 231H20V230H21ZM131 227H133V228H131ZM140 227H142V226L140 225ZM144 227H145V226H143V228H144ZM173 227H176V226L173 225ZM67 228H68V226H67ZM160 228H161V227H160ZM1 229H3V228H1ZM23 229H24V228H23ZM23 229H22V230H23ZM25 229H26V228H25ZM54 229H55V228H54ZM63 229H64V228H63ZM110 229H111V228H110ZM167 229H168V228H167ZM55 230H56V229H55ZM64 230H65V229H64ZM111 230H112V229H111ZM150 230H151V229H150ZM160 230H161V229H160ZM17 231H16V233L18 234L19 232H17ZM52 231H53V230H52ZM65 231H66V230H65ZM94 231H95V230H94ZM107 231H108V229H107ZM157 231H158V229H157ZM157 231H156V232H157ZM1 232H2V231H0V233H1ZM7 232H6V233H7ZM20 232H21V231H20ZM24 232H25V231H23L22 233H24ZM105 232H106V231H105ZM108 232H110V231H108ZM132 232H134V231H132ZM150 232H151V231H150ZM156 232H154V233L156 234ZM10 233H11V232H10ZM10 233H8V234L10 235ZM111 233H112V232H111ZM151 233H152V232H151ZM4 234H5V233H4ZM8 234H6V235H8ZM39 234H40V233H39ZM104 234L106 235V233L101 232L100 235H104ZM107 234H108V233H107ZM137 234H138V233H137ZM149 234H150V233H149ZM160 234H161V233H160ZM166 234H168V233H166ZM1 235H2V234H1ZM20 235H22V234L19 233V234L16 235V236L14 235V242L17 243V239H16V238H17L18 236H19L18 239H20V240L23 238L22 236H21L22 238H20ZM23 235H25V234H23ZM41 235H42V234H41ZM51 235H54V234H51ZM63 235H64V234H63ZM163 235H164V234H163ZM10 236H11V235H10ZM61 236H62V235H61ZM124 236H125V235H124ZM135 236H136V235H135ZM135 236H134V238H135ZM137 236H138V235H137ZM140 236H141V235H140ZM148 236H150V235H148ZM159 236H160V235H159ZM15 237H16V238H15ZM24 237H26V239H28L27 236H24ZM63 237H64V236H63ZM65 237H66V236H65ZM65 237H64V238H65ZM93 237H94V236H93ZM95 237H96V235H95ZM127 237H128V236H126V239H127ZM130 237H131V235H129L128 240H129V239H130V240H131V239H132V240H137V237H136L135 239L133 238V236H132L131 238H130ZM12 238H13V237H12ZM57 238H58V236H57ZM64 238H62V239H64ZM107 238H108V236H107ZM115 238H117V237L115 236ZM15 239H16V240H15ZM66 239H67V241H68L69 238H66ZM66 239H64V241H65ZM93 239H94V238H93ZM93 239H92V240H93ZM96 239H97V238H96ZM108 239H109V238H108ZM111 239H112V238H111ZM143 239H144V238H143ZM6 240H7V239H6ZM6 240H4V241H6ZM9 240H10V239H9ZM20 240H19V241H20ZM22 240H23V241H21L20 243L24 242V244H22V245H25V241H26L25 238L22 239ZM24 240H25V241H24ZM69 240H70V239H69ZM103 240L108 241V240H106V239H103ZM103 240H101V241H103ZM2 241H3V240H2ZM4 241H3V242H4ZM56 241H57V242H56ZM97 241H99V240L97 239ZM109 241H110V240H109ZM8 242L10 243V245H11L12 247H13V245H14V246H15V245H19V242H18L17 244H16V243L13 244L14 242H13L12 240H10V241H8ZM8 242H5V243H6V246H9V245H7ZM27 242H28V241H26V244H28ZM54 242H55V243H58V247H57V249H59V248L61 249V246L59 245V244H60V240L55 239ZM90 242H91V241H90ZM99 242H100V241H99ZM103 242H104V241H103ZM125 242H126V241H125ZM1 243H2V242H1ZM9 243H8V244H9ZM11 243H12V244H11ZM67 243H68V242H67ZM69 243H70V242H69ZM53 244H54V243H53ZM53 244H52V245H53ZM87 244H88V243H87ZM2 245H3V244H2ZM56 245H57V244H56ZM67 245H68V244H67ZM6 246H3V247H5V248L3 249V247H2V249L5 250L6 248H8V247H6ZM28 246H29V244H28ZM28 246L25 245V246L23 247V246L19 245L18 247H17V246L15 247L16 250H15V248H12V247H11V248H12V252H15V251L17 252V254H16V253L14 254V257H15V255L18 256V255L22 254V253L20 252V251H22V250H20V249H22V247L25 248V249H26V247H27V249H29L30 247H28ZM30 246H31V245H30ZM72 246H73V245H72ZM74 246H75V245H74ZM93 246H94V245H93ZM51 247H52V246H51ZM68 247H69V246H67V248H68ZM11 248H9L10 251H11ZM17 248H18V249H17ZM33 248H35V247H32V249H33ZM48 248H49V247H48ZM65 248H66V247H65ZM2 249L0 248V251H2ZM25 249H23L24 252H25ZM32 249H31V250H32ZM36 249H37V248H36ZM36 249H35V250H36ZM62 249H64V247H62ZM62 249L60 250L61 252L63 251ZM69 249H71V248L69 247V248H68V251H69ZM29 250H30V249H29ZM29 250H28V251H29ZM33 250H34V249H33ZM47 250H49V249H47ZM53 250H55V249H54V245H53ZM53 250H52V252H54ZM72 250L75 251V248H72L71 251H72ZM7 251H8V249H7ZM71 251H70V252H71ZM78 251H79V250H78ZM18 252H19V253H18ZM24 252H23V253H24ZM26 252H27V251H26ZM34 252H35V251H34ZM45 252H46V251H45ZM47 252H48V251H47ZM55 252H56V253H55V254H56L55 256L58 257V252H57V251H55ZM2 253H3V251H2ZM27 253H28V252H27ZM27 253H25V254H27ZM49 253H50V252H49ZM0 254H1V253H0ZM31 254H32V253H31ZM51 254H52V256L54 255L53 253H50L49 255H51ZM1 255H2V254H1ZM1 255H0V256H1ZM27 255H28V259H29V258H30L29 256H31V255H30L29 253H28ZM49 255H48V256H49ZM23 256H24V255H23ZM23 256L20 255V256H18V257H19V258H20V257L22 258ZM52 256H51V257H52ZM5 257H6V256H5ZM53 257H54V256H53ZM6 258H7V257H6ZM9 258H10V257H9ZM9 258H7V259H9ZM11 258H12V257H11ZM15 258H16V257H15ZM21 258H20V259H21ZM24 258H25V257H24ZM16 259H17V258H16ZM26 259H27V258H26ZM26 259H25V261H26ZM32 259H34V261H35V258H32ZM22 260H23V259H22ZM12 261H13V259H12ZM18 261H19V260H18ZM27 261H28V260H27ZM9 262H10V261H9ZM15 262H17V261H15ZM29 262H30V261H29ZM18 263H20V262H18ZM30 263L32 264V262H30ZM30 263H29V264H30ZM22 264H24V261L22 262Z\"/></svg>", "mask_w": 264, "mask_h": 264}]
</instances>
